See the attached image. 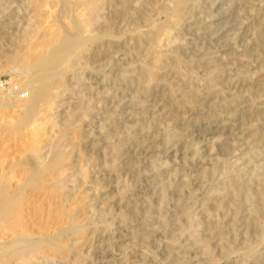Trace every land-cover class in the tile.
<instances>
[{
    "label": "rangeland",
    "instance_id": "rangeland-1",
    "mask_svg": "<svg viewBox=\"0 0 264 264\" xmlns=\"http://www.w3.org/2000/svg\"><path fill=\"white\" fill-rule=\"evenodd\" d=\"M1 108L4 264H264V0H0Z\"/></svg>",
    "mask_w": 264,
    "mask_h": 264
},
{
    "label": "bare ground",
    "instance_id": "bare-ground-1",
    "mask_svg": "<svg viewBox=\"0 0 264 264\" xmlns=\"http://www.w3.org/2000/svg\"><path fill=\"white\" fill-rule=\"evenodd\" d=\"M73 42H74L73 40H67L62 45H60L59 47L54 49V51L52 50L53 52H51L52 54L50 55V57H47L46 59H43V61H42L43 67L44 66H49L50 63H52V62H54L56 60H60L66 54H71L73 52V44H72ZM40 80L43 81V84L45 85L49 81L48 74L45 73V74L41 75ZM46 90H47L46 87H43V88H40V89L39 88H34L33 91L29 92V99L25 103L26 111H24L25 112L24 122L28 123V121L32 119L31 116H33L32 114L35 111V107L38 104V102L45 97V95L47 93ZM4 106H6V105H3L2 107L4 108ZM7 108H9V107L7 106ZM0 110L2 111L3 109L1 108ZM61 157H62L61 152L58 151V152L53 153V157L51 158L50 162L48 161L49 163L47 162L48 164L45 165V166L41 165L42 167L39 166V164L37 163L36 159L33 158V156L32 157H25L26 158V160L24 159L25 163L28 164L29 167H30V175L29 176H25V177H27L26 178L27 181L26 180L25 181L27 183H28V181H29V183H33V182L35 183L37 181V183H38L39 182L38 181L39 177L44 174L43 172L46 171L50 167H55V165H58L62 161ZM10 170H11V173H12L13 169L10 168ZM13 176H14V174H13ZM2 177H3V175L0 174V226H1L2 229L7 230L8 232H10L14 236V238L17 239V237H19V236L22 237L23 235H25V231H24L25 228L21 227L22 228L21 231L17 232L16 227L18 225H21V222H22L21 218H20V214L23 213V210L21 211V209H22L21 208V205H22L21 202L22 201L20 202V200H21L22 196H20V193L22 192L23 188H25L27 183H26V185L23 184L22 185L23 187L19 186L18 188H15L14 190H12L13 192L10 189V191L12 192V193H10L8 191L9 187L7 188V185L6 186L3 185V181L4 180L2 181ZM40 179H41V177H40ZM30 185L28 184V186H30ZM26 188H27V186H26ZM24 190H26V189H24ZM22 193H21V195H22ZM68 217H69V220H70V216L69 215H68ZM13 242L17 246V242H19V240L18 241L14 240ZM15 244L13 246H15ZM40 244H39V246H40ZM59 244L56 243V244H53V245H49V247H60ZM31 245H32V243H31ZM31 245H28L27 247H30ZM37 245H38V243H37ZM43 245L47 246V244H43ZM16 246L15 247H11L8 250L6 249V247L4 248L3 252L6 253V255H7L6 259L8 258V254H11V257H12L13 254L18 255L19 257H21L22 253L20 251H17L18 249L16 248ZM39 246L34 245V246H32L31 250L34 251V250L38 249ZM0 258H1V256H0ZM3 261L4 260L2 259V261H1L2 264H4V262H5V261L4 262Z\"/></svg>",
    "mask_w": 264,
    "mask_h": 264
}]
</instances>
